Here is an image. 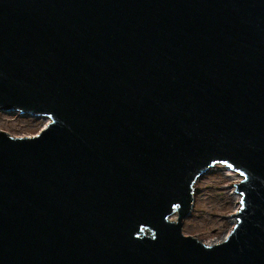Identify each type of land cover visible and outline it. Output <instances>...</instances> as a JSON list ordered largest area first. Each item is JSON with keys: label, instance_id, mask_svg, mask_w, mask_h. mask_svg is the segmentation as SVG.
Instances as JSON below:
<instances>
[{"label": "water", "instance_id": "95a60500", "mask_svg": "<svg viewBox=\"0 0 264 264\" xmlns=\"http://www.w3.org/2000/svg\"><path fill=\"white\" fill-rule=\"evenodd\" d=\"M0 111L49 118L0 131V264H264V0H0ZM217 164L241 199L207 244Z\"/></svg>", "mask_w": 264, "mask_h": 264}, {"label": "rangeland", "instance_id": "374dc122", "mask_svg": "<svg viewBox=\"0 0 264 264\" xmlns=\"http://www.w3.org/2000/svg\"><path fill=\"white\" fill-rule=\"evenodd\" d=\"M47 123L43 117L0 111V131L12 137L34 136ZM234 181V177L219 166L212 167L196 180L193 210L183 222L185 235L195 236L209 244L219 242L228 235L235 220L232 214L239 207L236 198L239 194L234 188Z\"/></svg>", "mask_w": 264, "mask_h": 264}, {"label": "bare ground", "instance_id": "6f19581e", "mask_svg": "<svg viewBox=\"0 0 264 264\" xmlns=\"http://www.w3.org/2000/svg\"><path fill=\"white\" fill-rule=\"evenodd\" d=\"M46 120H47V122L49 121V118H45ZM216 166H219V167H223L226 171H227V174L229 175V176H231V177H234V182H236V183H239L241 180V176L236 172V171H234V170H232V169H230V168H226V167H224V166H222V165H220V164H217ZM235 183V190H236V184ZM232 190H233V184H232ZM237 192V191H236ZM235 193V192H234ZM239 194V193H238ZM236 198H237V204H239L240 203V199H241V196H240V194L239 195H236ZM176 219V217L174 216L173 218H172V220H175ZM234 222H235V220H234ZM207 244H209V243H207ZM211 244V243H210Z\"/></svg>", "mask_w": 264, "mask_h": 264}]
</instances>
